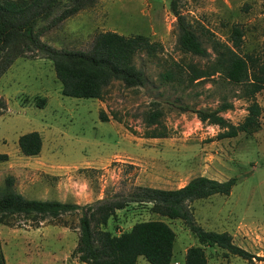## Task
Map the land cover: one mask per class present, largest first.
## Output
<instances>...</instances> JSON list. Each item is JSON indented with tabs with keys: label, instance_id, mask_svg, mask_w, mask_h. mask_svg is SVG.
Masks as SVG:
<instances>
[{
	"label": "rangeland",
	"instance_id": "obj_1",
	"mask_svg": "<svg viewBox=\"0 0 264 264\" xmlns=\"http://www.w3.org/2000/svg\"><path fill=\"white\" fill-rule=\"evenodd\" d=\"M171 0H98L47 31L42 41L62 49L90 50L104 31L143 34L159 42L156 57H136L148 80L143 87L115 82L106 100L62 93L54 63L28 52L0 78V189L14 176L15 187L30 199L85 205L127 195L138 185L175 189L205 175L236 178L230 195L216 194L193 202L196 222L206 230L228 231L234 242L254 255L247 260L215 246L207 247L209 264H264V90L256 95L263 107L261 125L252 133L219 139L218 125L203 123L181 105L217 108L233 104L224 116L242 123L250 101L240 85L219 74L190 84L163 83L161 73L176 64L205 67L215 54L211 39L231 44L232 28L244 30L242 54L264 55V0H178L180 11L201 35L209 57L185 53L177 45L178 17ZM156 103L164 110L169 136L145 137L143 114ZM105 110L109 121L101 119ZM117 114L122 122L112 114ZM39 131L43 148L26 156L19 137ZM81 210L41 223L14 216L0 223V255L7 264H87L75 253ZM162 219L177 234L172 264H186V251L199 240L182 219L154 213L151 204L131 203L109 220L115 234L139 221ZM137 264H151L140 256Z\"/></svg>",
	"mask_w": 264,
	"mask_h": 264
},
{
	"label": "trees",
	"instance_id": "obj_2",
	"mask_svg": "<svg viewBox=\"0 0 264 264\" xmlns=\"http://www.w3.org/2000/svg\"><path fill=\"white\" fill-rule=\"evenodd\" d=\"M98 0H0V78L9 67L28 52L39 53L53 61L62 93L78 98L106 100L108 89L119 81L127 87H143L148 77L136 63V57L146 52L156 57L163 46L143 34L125 35L117 31L99 33L90 50L62 49L42 41V36L67 18L95 5ZM171 9L178 17L177 45L181 51L196 56L209 57L201 35L180 11L178 0H171ZM232 43L211 39L215 57L205 67L189 64V69L176 64L161 73L163 83L190 84L216 74L240 85L243 97L250 101L248 114L239 124L231 123L224 112L233 107L223 102L217 108H193L181 105L182 112L191 111L203 123L218 125L222 131L219 139L252 133L261 125L263 107L256 95L264 90V55L242 54L244 30L239 25L232 28ZM0 106L4 102L0 100ZM113 117L122 122L117 114ZM101 119L109 121L105 110ZM164 110L159 103L144 114L145 137H168L170 132L163 123ZM19 147L26 156H37L43 148V137L32 131L19 137ZM0 153V161L8 160ZM237 179L218 180L205 175L191 178L185 185L165 189L138 185L127 195L105 197L94 203L80 205L60 200L30 199L15 187L14 176L6 179L0 189V223L7 224L14 216L41 223L60 219L63 215L82 212L79 222L80 236L75 253L87 264H137L140 256L151 264H172L177 238L175 230L162 219L139 221L129 231L115 234L107 229L109 220L119 210L131 203L151 204V210L170 219H182L196 235L199 245L190 246L186 264H209L206 248L221 247L228 252L252 260L254 255L234 242L228 231L206 230L194 217L193 202L216 194L230 195ZM0 264H7L3 253Z\"/></svg>",
	"mask_w": 264,
	"mask_h": 264
},
{
	"label": "crops",
	"instance_id": "obj_3",
	"mask_svg": "<svg viewBox=\"0 0 264 264\" xmlns=\"http://www.w3.org/2000/svg\"><path fill=\"white\" fill-rule=\"evenodd\" d=\"M187 252V251H186Z\"/></svg>",
	"mask_w": 264,
	"mask_h": 264
}]
</instances>
